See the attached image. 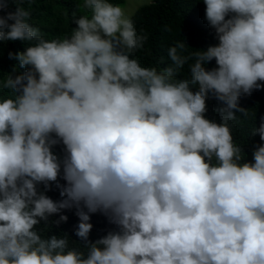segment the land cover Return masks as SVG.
<instances>
[{"label":"clouds","instance_id":"obj_1","mask_svg":"<svg viewBox=\"0 0 264 264\" xmlns=\"http://www.w3.org/2000/svg\"><path fill=\"white\" fill-rule=\"evenodd\" d=\"M24 2L0 0V42H29L0 79V264H264V144L243 162L230 124L264 88V0H203L218 44L184 55L177 41L162 70L132 58L147 36L110 0H82L50 41ZM53 183L59 201L38 191ZM73 208L86 251L36 227ZM98 212L117 230L92 242Z\"/></svg>","mask_w":264,"mask_h":264},{"label":"trees","instance_id":"obj_2","mask_svg":"<svg viewBox=\"0 0 264 264\" xmlns=\"http://www.w3.org/2000/svg\"><path fill=\"white\" fill-rule=\"evenodd\" d=\"M125 0H110L116 5H123ZM82 0H33L31 4L22 3L20 6L30 11L31 15L28 22L34 27L40 29L41 35L46 40L64 38L70 36L72 29L77 27L73 22V13L76 16L85 14L78 7ZM17 5L9 4L7 11L15 12ZM206 5L203 0H151V2L139 6L130 16L138 34L146 35L147 40L143 49L139 50L132 58L138 59L142 67H157L166 69L171 61L167 55V49L177 41H184L188 46L184 55L198 50H206L209 46L218 44L215 30L211 28L205 18ZM90 15V13H88ZM170 28V31L165 29ZM29 46V42L8 41L0 42V79L4 78L7 73L12 72L13 65L18 64L15 60L8 58L9 52H20ZM216 67L215 61L206 64V68L211 70ZM27 69L20 68L18 73L22 74ZM188 74V66L177 74L178 79H184ZM193 91L198 90V86H192ZM0 95H7L0 90ZM240 106L249 110L250 115L245 117L243 114L236 112L237 120L230 121L232 125V134L234 141L242 148L244 154L243 162H249L253 159L255 148L264 144L260 136L252 135L253 128H259L264 122V88L254 90L250 96H242ZM221 105L211 93L207 100V119L217 123L221 122ZM53 151L59 156H63V146L57 145ZM60 184L65 182L61 179ZM38 191L45 192L55 201L62 199L60 189L55 183L51 185L50 190L44 186L38 185ZM76 210H63L61 214L67 215V222L59 224L56 221L59 215H53L48 218L47 222L41 221L37 225L38 230H44L43 235L62 236L67 234L69 246L86 251L85 242L75 235V227L78 224ZM93 229L90 233L89 240H96L107 235L109 231L117 230L116 226L111 224L107 217L102 213L91 215Z\"/></svg>","mask_w":264,"mask_h":264},{"label":"rangeland","instance_id":"obj_3","mask_svg":"<svg viewBox=\"0 0 264 264\" xmlns=\"http://www.w3.org/2000/svg\"><path fill=\"white\" fill-rule=\"evenodd\" d=\"M149 2L151 0H125L121 7L124 9L126 15L131 16L139 6Z\"/></svg>","mask_w":264,"mask_h":264}]
</instances>
